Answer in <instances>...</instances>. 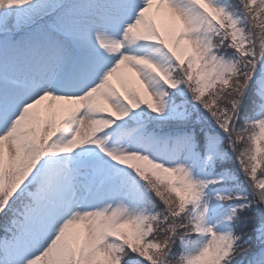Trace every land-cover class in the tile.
I'll list each match as a JSON object with an SVG mask.
<instances>
[{
  "label": "snow or ice",
  "instance_id": "obj_1",
  "mask_svg": "<svg viewBox=\"0 0 264 264\" xmlns=\"http://www.w3.org/2000/svg\"><path fill=\"white\" fill-rule=\"evenodd\" d=\"M0 264H264V0H0Z\"/></svg>",
  "mask_w": 264,
  "mask_h": 264
}]
</instances>
